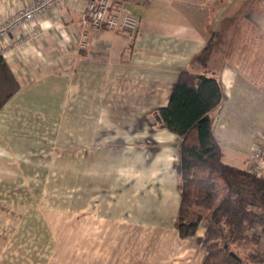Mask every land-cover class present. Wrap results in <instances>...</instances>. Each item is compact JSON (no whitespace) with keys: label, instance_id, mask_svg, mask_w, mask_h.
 I'll list each match as a JSON object with an SVG mask.
<instances>
[{"label":"crops","instance_id":"0c3cea01","mask_svg":"<svg viewBox=\"0 0 264 264\" xmlns=\"http://www.w3.org/2000/svg\"><path fill=\"white\" fill-rule=\"evenodd\" d=\"M33 1L0 0V24ZM84 3L37 17L40 33L3 56L19 89L0 108V264H200L207 224L174 227L179 138L156 111L182 71L216 76L222 161L247 168L264 124V0L129 1L137 30L99 28L78 52Z\"/></svg>","mask_w":264,"mask_h":264},{"label":"trees","instance_id":"16d2710c","mask_svg":"<svg viewBox=\"0 0 264 264\" xmlns=\"http://www.w3.org/2000/svg\"><path fill=\"white\" fill-rule=\"evenodd\" d=\"M18 89L0 54V108ZM222 102L216 76L186 70L167 104L156 111L162 125L179 138L174 227L190 238L206 222L200 264H264V175L222 161L213 134Z\"/></svg>","mask_w":264,"mask_h":264},{"label":"built area","instance_id":"2783aa9c","mask_svg":"<svg viewBox=\"0 0 264 264\" xmlns=\"http://www.w3.org/2000/svg\"><path fill=\"white\" fill-rule=\"evenodd\" d=\"M129 1L146 3L151 0H85L79 20L80 30L76 50L78 52L86 51L89 46L90 33L99 28L113 32L124 30L135 32L139 20L125 8V3ZM62 2L63 0H34L0 24V54L5 56L21 41L38 35L40 32L33 22L34 19L47 11H53ZM27 25L30 27L27 28ZM23 27L25 30L23 34L10 43L7 39L9 34ZM257 136L249 152V163L246 170L250 172H257L264 168V124Z\"/></svg>","mask_w":264,"mask_h":264},{"label":"rangeland","instance_id":"374dc122","mask_svg":"<svg viewBox=\"0 0 264 264\" xmlns=\"http://www.w3.org/2000/svg\"><path fill=\"white\" fill-rule=\"evenodd\" d=\"M37 17H39V16H37ZM37 17H36V18H37ZM36 18H35V19H36Z\"/></svg>","mask_w":264,"mask_h":264}]
</instances>
